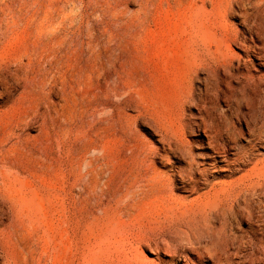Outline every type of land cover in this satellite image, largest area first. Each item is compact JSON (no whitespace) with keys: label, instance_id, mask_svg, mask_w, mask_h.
Returning a JSON list of instances; mask_svg holds the SVG:
<instances>
[{"label":"rangeland","instance_id":"rangeland-1","mask_svg":"<svg viewBox=\"0 0 264 264\" xmlns=\"http://www.w3.org/2000/svg\"><path fill=\"white\" fill-rule=\"evenodd\" d=\"M201 7L0 0V78L9 80L0 83V232L12 240L0 264H176L162 213L173 205L152 202L135 180L138 153L172 173L176 159L151 158L162 152L151 128L180 118ZM196 197L173 191L181 210Z\"/></svg>","mask_w":264,"mask_h":264},{"label":"bare ground","instance_id":"bare-ground-1","mask_svg":"<svg viewBox=\"0 0 264 264\" xmlns=\"http://www.w3.org/2000/svg\"><path fill=\"white\" fill-rule=\"evenodd\" d=\"M198 2V27L186 44L190 76L180 118L151 128L162 144L151 158L176 162L167 165L171 175L162 176L138 153L135 185L143 182L142 193L163 205H175L176 189L197 195L188 209L175 205L162 212L170 219L164 236L178 255L176 264H264L258 238L264 242V77L254 74L256 60L264 68V0ZM229 18L242 29L232 30ZM11 248L10 234L0 232V249L10 256Z\"/></svg>","mask_w":264,"mask_h":264}]
</instances>
